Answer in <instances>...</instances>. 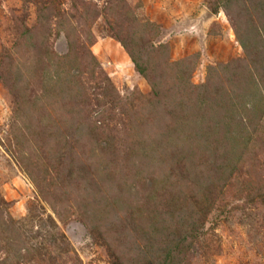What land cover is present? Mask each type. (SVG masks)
Wrapping results in <instances>:
<instances>
[{"label": "rangeland", "instance_id": "374dc122", "mask_svg": "<svg viewBox=\"0 0 264 264\" xmlns=\"http://www.w3.org/2000/svg\"><path fill=\"white\" fill-rule=\"evenodd\" d=\"M0 264H264V0H0Z\"/></svg>", "mask_w": 264, "mask_h": 264}, {"label": "trees", "instance_id": "16d2710c", "mask_svg": "<svg viewBox=\"0 0 264 264\" xmlns=\"http://www.w3.org/2000/svg\"><path fill=\"white\" fill-rule=\"evenodd\" d=\"M140 74H143V69H137Z\"/></svg>", "mask_w": 264, "mask_h": 264}]
</instances>
